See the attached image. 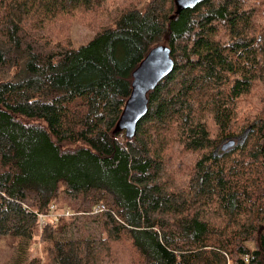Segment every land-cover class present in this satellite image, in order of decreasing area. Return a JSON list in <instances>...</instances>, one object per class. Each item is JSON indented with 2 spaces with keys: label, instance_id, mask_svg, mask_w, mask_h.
Returning a JSON list of instances; mask_svg holds the SVG:
<instances>
[{
  "label": "trees",
  "instance_id": "obj_1",
  "mask_svg": "<svg viewBox=\"0 0 264 264\" xmlns=\"http://www.w3.org/2000/svg\"><path fill=\"white\" fill-rule=\"evenodd\" d=\"M175 13L0 0V237L45 242L48 264H264V0ZM75 22L95 33L78 49ZM159 45L175 69L128 141L115 128ZM54 204L76 215L40 231Z\"/></svg>",
  "mask_w": 264,
  "mask_h": 264
},
{
  "label": "water",
  "instance_id": "obj_2",
  "mask_svg": "<svg viewBox=\"0 0 264 264\" xmlns=\"http://www.w3.org/2000/svg\"><path fill=\"white\" fill-rule=\"evenodd\" d=\"M205 1L175 0V17L179 16L184 10L195 9ZM174 69L175 62L172 58V50L169 47L159 45L149 52L133 73L132 93L116 125V134L124 133L128 141L135 138L139 123L149 112V95L156 90L161 81L174 72ZM250 132L251 128L239 138L238 142L236 139L229 140L223 145V152L226 153L238 144H243Z\"/></svg>",
  "mask_w": 264,
  "mask_h": 264
},
{
  "label": "rangeland",
  "instance_id": "obj_3",
  "mask_svg": "<svg viewBox=\"0 0 264 264\" xmlns=\"http://www.w3.org/2000/svg\"><path fill=\"white\" fill-rule=\"evenodd\" d=\"M70 33L74 49L89 44L95 37L93 31L79 22L73 23ZM238 146L239 144L236 147ZM61 202L64 203V201ZM18 243L14 247L7 239L0 237V264H48L50 262V248L45 242L33 243L32 241L28 246L18 245ZM248 247L251 250L254 249L252 243H249Z\"/></svg>",
  "mask_w": 264,
  "mask_h": 264
},
{
  "label": "built area",
  "instance_id": "obj_4",
  "mask_svg": "<svg viewBox=\"0 0 264 264\" xmlns=\"http://www.w3.org/2000/svg\"><path fill=\"white\" fill-rule=\"evenodd\" d=\"M104 210V206H99L98 211ZM76 215L73 210L68 208H60L54 204L51 206L50 211L47 214H38V228L42 231L49 223H57L62 219H69Z\"/></svg>",
  "mask_w": 264,
  "mask_h": 264
},
{
  "label": "flooded vegetation",
  "instance_id": "obj_5",
  "mask_svg": "<svg viewBox=\"0 0 264 264\" xmlns=\"http://www.w3.org/2000/svg\"><path fill=\"white\" fill-rule=\"evenodd\" d=\"M236 139V141H238L239 140V138H235ZM242 145V144H241ZM222 147H223V145L220 147V149L219 150H217L216 151V154H218L219 153V151H221V153L223 154L224 152H223V150H222ZM236 147V146H235ZM234 149V148H233ZM229 152V151H228Z\"/></svg>",
  "mask_w": 264,
  "mask_h": 264
}]
</instances>
